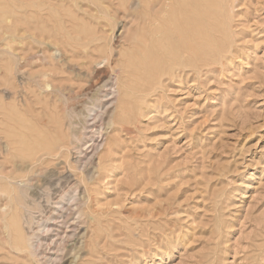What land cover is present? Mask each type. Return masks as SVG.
<instances>
[{
    "label": "rangeland",
    "instance_id": "obj_1",
    "mask_svg": "<svg viewBox=\"0 0 264 264\" xmlns=\"http://www.w3.org/2000/svg\"><path fill=\"white\" fill-rule=\"evenodd\" d=\"M122 1L0 0V264H264V0ZM39 169L78 183L57 263L4 236Z\"/></svg>",
    "mask_w": 264,
    "mask_h": 264
},
{
    "label": "bare ground",
    "instance_id": "obj_2",
    "mask_svg": "<svg viewBox=\"0 0 264 264\" xmlns=\"http://www.w3.org/2000/svg\"><path fill=\"white\" fill-rule=\"evenodd\" d=\"M119 1L120 0H118V2ZM183 1H184L183 4L187 3L186 5L189 6V8L193 9L192 5L194 3V0H183ZM122 2L123 1L121 0V3ZM137 2H138L137 6L139 8H142L145 10V12L143 10V12H144L143 16H144L145 22L147 24H149L150 26L151 25L155 26L156 24L159 23V21H162L161 19L166 15V12L168 11V9H173V7L177 4L178 0H137ZM175 8H176V6H175ZM173 10H175V9H173ZM184 11H186V10H184ZM184 13L186 15V12H184ZM183 21H185V20H183ZM38 59H39V56L36 57L37 61H39ZM24 77H25V75L22 73V71L18 73V78H19L18 83L20 85H22L24 83V81H25ZM47 77H49V76H47ZM110 85H112V84H110ZM107 87H109V82L104 81L103 86L101 88L104 89ZM111 88H112V86H110V89ZM110 89H108V90H110ZM108 90L107 89L102 90L105 93L104 97H106L108 95H113L116 93V91L114 90L112 92L110 91L111 93L109 94V92H107ZM42 92H46V93H48V95H52V94L53 95L56 94L57 96L61 95V94L58 95L57 91L55 89H52V87L49 83H46L44 85V89ZM61 96L63 98V95H61ZM101 98H103V97L97 98V104L95 106L92 104L96 110H93V109L89 110V113L93 111V112H95L96 116L100 115L102 117L105 114V110L108 109L107 106L114 104L115 96L109 98L108 100H101ZM69 108H70V106H69ZM55 109H56V107H55ZM91 125H93V124H91ZM91 129L93 130V128H91ZM65 131H67V130H65ZM73 134H72V136H74ZM76 135L77 134H75V137H76ZM85 135H87V134H85ZM77 139H79V138H77ZM74 142L76 143V141H74ZM97 145L98 144H95V146H97ZM78 165L81 166L80 163ZM34 173L36 175H38V177H40V178L42 177V175L46 176L48 178V180L44 183V186H42L41 189L39 188L40 189L39 193H35V192L30 193L29 192L32 185H33V181H32L33 178H31V177L27 178V179H23L20 182H18L17 180L14 179L15 181L12 182L14 184L15 191L17 189V192L19 194L17 196L20 199H23L20 201L18 200L19 207L21 208L20 210H22V211L19 214L20 215V217H19L20 222L17 223L14 221L15 223L13 225V232H16V235L13 233H12L13 235H11V232L8 231L9 229L7 226V227H4L5 230H7V232H6L7 234L4 236H5V239L12 238V241H14V243H16L18 246L22 245V247L24 248L23 251H25V249H26V251L28 252L27 254L32 256V258H34L35 256L37 257V255H39L38 250L40 249L41 246L44 247L43 244L48 245L47 247L50 250L49 252H52V253L50 255H48L47 257H45V255H44V257L43 256L42 257H43V259L45 258L46 262H48V263L49 262L57 263L58 261L55 262L58 258L56 252H59V249L57 250V248H58L57 243H59V244H61V242L65 243L66 240H68V239L76 240V236H77L76 233H77V231L80 230L81 225L83 226V224H84V222L81 218L82 212H80V208L78 207L79 206L78 205L79 204L78 203L79 198L77 197L78 183L71 180L68 176L63 177L62 179L57 178L54 180L51 178L52 175H50V174L46 175L47 171L42 170V169H39L38 172H34ZM37 185H38V183H37ZM81 205H82V203H81ZM36 213L38 214L37 215L38 217L36 216L37 219L41 222L37 221L36 223H38V224L33 229L32 224L34 221V214H36ZM75 215L77 216L76 218H74ZM3 226H5V225H3ZM61 226H64L66 228V231L60 232L59 227H61ZM61 229H63V228H61ZM68 229H71V230L68 231ZM61 231H63V230H61ZM46 249L44 248V251H46ZM52 249L53 250L56 249V252H53ZM17 250L21 252L22 248L18 247ZM41 251H43V250H40V254H43ZM59 259H60V256H59Z\"/></svg>",
    "mask_w": 264,
    "mask_h": 264
}]
</instances>
